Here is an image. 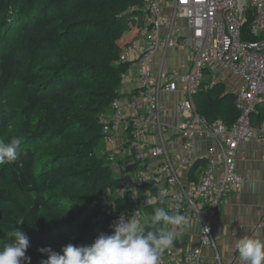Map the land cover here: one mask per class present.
Returning <instances> with one entry per match:
<instances>
[{
	"label": "trees",
	"instance_id": "trees-1",
	"mask_svg": "<svg viewBox=\"0 0 264 264\" xmlns=\"http://www.w3.org/2000/svg\"><path fill=\"white\" fill-rule=\"evenodd\" d=\"M145 2L0 0V130L12 129L5 143L22 141L18 159L0 165V250L19 229L29 238L26 256L40 264L47 259L40 248L60 252L111 234L102 209L121 185L101 154L98 116L121 95L129 63L121 60L128 43L120 40L142 23ZM207 87L194 95L197 113L229 127L239 113L236 95L221 82ZM205 165L198 158L189 178ZM146 209L150 217L155 208Z\"/></svg>",
	"mask_w": 264,
	"mask_h": 264
},
{
	"label": "built area",
	"instance_id": "built-area-1",
	"mask_svg": "<svg viewBox=\"0 0 264 264\" xmlns=\"http://www.w3.org/2000/svg\"><path fill=\"white\" fill-rule=\"evenodd\" d=\"M141 12L139 28L145 40L132 39L121 55L129 63L121 81L132 79L136 87L126 104L117 97L110 112L98 116L107 159L116 162L117 133L123 130L139 168L118 174L127 206L121 209L105 201L102 211L113 226L121 216L135 214L142 222L149 218L146 208L167 207L188 219L179 236L196 219L201 224L200 247H214L210 221L225 199L231 193L239 195L243 188L237 170L239 143L255 137L264 141V121L254 125L251 119L256 104L264 101V0H146ZM160 47H188V70L181 75L167 72L155 80L150 65ZM209 66L227 70L243 82L235 98L239 113L229 127L220 120H205L195 108L194 95ZM132 68L137 69L133 77ZM178 81L184 84L185 96L177 101V112L188 119L171 126L162 119L160 93L178 91ZM199 139L209 142L200 156L206 158V165L193 180L189 172L200 157L192 149ZM163 264H203L201 249L172 245L163 254Z\"/></svg>",
	"mask_w": 264,
	"mask_h": 264
},
{
	"label": "crops",
	"instance_id": "crops-1",
	"mask_svg": "<svg viewBox=\"0 0 264 264\" xmlns=\"http://www.w3.org/2000/svg\"><path fill=\"white\" fill-rule=\"evenodd\" d=\"M185 34H190L184 23L179 21ZM140 24H131L129 31L121 38L120 43H129L132 39H139L143 43L145 38L140 32ZM161 34H165L161 31ZM189 67V48L183 47H160L151 59V71L153 78L163 76L167 72L178 75L185 73ZM137 71L132 68L129 71L131 77ZM221 82L227 92L236 95L243 87V82L231 72L215 66H209L204 74L202 88ZM135 82L130 79L122 84L120 98L127 103L130 94L135 89ZM184 84L178 81V91L174 93L161 92L164 102L162 119L171 126L188 119L187 114L177 112V101L185 96ZM127 106L125 105V109ZM128 110V108H127ZM261 119L258 120L257 118ZM252 123L258 125L264 121V104L255 108V114L251 116ZM257 119V120H256ZM257 121H259L257 123ZM118 153L116 165L111 164L114 173L125 174L139 168L128 150L127 133L120 130L117 133ZM209 142L199 139L195 142L192 153L196 157L202 156ZM106 145L103 141L101 154H106ZM237 170L244 179L243 188L239 195L230 194L221 205L220 211L210 221L214 247L201 246V224L194 219L191 226L184 234L177 238L178 245L184 250L201 249L203 264H239L238 252L235 250L237 238L245 235L264 238V141L258 138L242 141L237 151ZM106 201L113 202L123 209L127 206V196L122 188L110 191ZM149 215V213H148ZM148 220V216H147Z\"/></svg>",
	"mask_w": 264,
	"mask_h": 264
},
{
	"label": "clouds",
	"instance_id": "clouds-1",
	"mask_svg": "<svg viewBox=\"0 0 264 264\" xmlns=\"http://www.w3.org/2000/svg\"><path fill=\"white\" fill-rule=\"evenodd\" d=\"M21 138L5 143L0 140V165L11 164L18 159ZM163 192L160 193L163 198ZM163 203V199H161ZM188 224L186 216L170 213L167 207H156L147 222H141L135 214L121 216L111 226V234L101 233L91 245L68 244L60 252L50 247L40 248L47 255L40 264H163V254L178 238ZM151 228L153 230H146ZM10 242L0 250V264H31L26 256L29 238L19 230L9 232ZM235 250L239 264H264V238L245 235L237 238Z\"/></svg>",
	"mask_w": 264,
	"mask_h": 264
},
{
	"label": "rangeland",
	"instance_id": "rangeland-1",
	"mask_svg": "<svg viewBox=\"0 0 264 264\" xmlns=\"http://www.w3.org/2000/svg\"><path fill=\"white\" fill-rule=\"evenodd\" d=\"M186 35H188V34H186ZM19 94H20L19 88L18 89H15V91L13 92V95L16 96L15 98H18L17 96ZM12 101H13V103L8 104L9 106H14V103H15L16 100H12ZM11 132H12V129H10V128H6V129H3V130H0V140H3L4 141V139L6 138V136L8 134H10ZM106 154H108L107 151H106ZM112 164L116 165V162L115 163H112ZM115 176L119 177L117 173H115ZM142 222H147V217H143ZM59 233H61V235H63L64 234V230H61Z\"/></svg>",
	"mask_w": 264,
	"mask_h": 264
},
{
	"label": "water",
	"instance_id": "water-1",
	"mask_svg": "<svg viewBox=\"0 0 264 264\" xmlns=\"http://www.w3.org/2000/svg\"><path fill=\"white\" fill-rule=\"evenodd\" d=\"M178 244V240L176 239L173 243V245H177Z\"/></svg>",
	"mask_w": 264,
	"mask_h": 264
}]
</instances>
